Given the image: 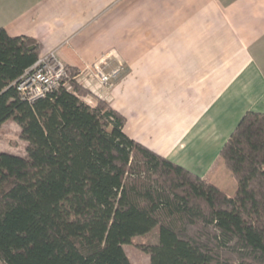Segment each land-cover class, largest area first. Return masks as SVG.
Instances as JSON below:
<instances>
[{
    "label": "trees",
    "instance_id": "1",
    "mask_svg": "<svg viewBox=\"0 0 264 264\" xmlns=\"http://www.w3.org/2000/svg\"><path fill=\"white\" fill-rule=\"evenodd\" d=\"M40 46L0 28L1 264H131L124 246L157 232L149 264H264V114L247 112L220 151L234 197L126 137L124 118L70 78L45 98L15 84Z\"/></svg>",
    "mask_w": 264,
    "mask_h": 264
},
{
    "label": "crops",
    "instance_id": "2",
    "mask_svg": "<svg viewBox=\"0 0 264 264\" xmlns=\"http://www.w3.org/2000/svg\"><path fill=\"white\" fill-rule=\"evenodd\" d=\"M0 28L54 52L130 140L234 197L219 155L264 114V0H0ZM101 59L126 69L110 88L86 72Z\"/></svg>",
    "mask_w": 264,
    "mask_h": 264
},
{
    "label": "built area",
    "instance_id": "3",
    "mask_svg": "<svg viewBox=\"0 0 264 264\" xmlns=\"http://www.w3.org/2000/svg\"><path fill=\"white\" fill-rule=\"evenodd\" d=\"M123 65L109 67L106 59H101L86 69L91 79L102 88H110L123 73ZM70 78L67 67L54 52L38 58L35 64L26 70L15 84L18 97L28 103L45 98L59 86H65ZM76 77L73 79L76 81Z\"/></svg>",
    "mask_w": 264,
    "mask_h": 264
},
{
    "label": "rangeland",
    "instance_id": "4",
    "mask_svg": "<svg viewBox=\"0 0 264 264\" xmlns=\"http://www.w3.org/2000/svg\"><path fill=\"white\" fill-rule=\"evenodd\" d=\"M123 69V73H125L124 65ZM25 149L26 144L20 140L19 131L15 124L9 122L0 127V153L25 156ZM156 243L157 232L153 230L145 236L135 238L130 245L124 246L123 249L131 264H149V257L142 251V248Z\"/></svg>",
    "mask_w": 264,
    "mask_h": 264
}]
</instances>
